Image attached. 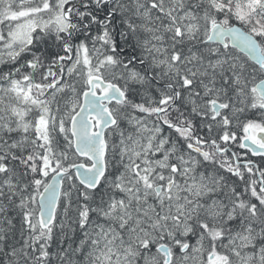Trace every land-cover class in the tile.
<instances>
[{"label": "snow or ice", "instance_id": "1", "mask_svg": "<svg viewBox=\"0 0 264 264\" xmlns=\"http://www.w3.org/2000/svg\"><path fill=\"white\" fill-rule=\"evenodd\" d=\"M0 264H264V0H0Z\"/></svg>", "mask_w": 264, "mask_h": 264}]
</instances>
